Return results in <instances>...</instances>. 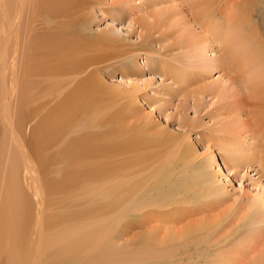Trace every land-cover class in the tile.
I'll use <instances>...</instances> for the list:
<instances>
[{
    "label": "bare ground",
    "instance_id": "obj_1",
    "mask_svg": "<svg viewBox=\"0 0 264 264\" xmlns=\"http://www.w3.org/2000/svg\"><path fill=\"white\" fill-rule=\"evenodd\" d=\"M194 1L203 22V16L220 13V0ZM72 2L0 0V264H264V200L254 199L242 215L223 206L225 190L212 169L216 155L198 158L183 135L162 140L163 146L172 141L166 147L178 154L171 158L158 151L161 144L153 146L164 134L153 137L143 120H133L132 128L127 124L130 135L107 137L100 132L102 114L92 94L99 83L86 79L57 100L33 126L31 138L24 136L22 129L34 114L26 107L37 96L30 76L49 77L62 65L43 59L79 39L35 34L36 23L64 17ZM195 24L201 31L189 27L185 40L197 46L207 37L205 25ZM139 26L146 34L153 29L145 22ZM226 34L229 58L223 66L233 73L227 79L251 92L244 103L262 105L256 116L264 123V54L254 45L260 41L250 34L246 41L254 44L244 45L236 28L227 27ZM98 38L115 45L114 36ZM19 54L27 58L20 70L14 68ZM76 66L74 60L71 68ZM17 91L14 106L9 95ZM216 92L222 97L218 90L211 94ZM136 93L132 86L119 95V100L127 97L128 107L122 103L127 119L136 112ZM103 107L101 112L111 109ZM108 113L113 124L115 109ZM246 114L255 117L252 110ZM261 142L264 149V136ZM151 147L161 148L148 152ZM118 153L126 158L119 160Z\"/></svg>",
    "mask_w": 264,
    "mask_h": 264
},
{
    "label": "rangeland",
    "instance_id": "obj_2",
    "mask_svg": "<svg viewBox=\"0 0 264 264\" xmlns=\"http://www.w3.org/2000/svg\"><path fill=\"white\" fill-rule=\"evenodd\" d=\"M72 1L64 17L40 19L36 23L35 34L50 32L64 34L67 38L78 36L79 39L72 40L66 50L43 59L62 65L48 74L49 77L30 76L37 85L34 88L37 96L26 107L34 114L22 129L24 136L31 138L33 126H37L60 99L90 79L99 83H94V88H98L92 90V94L95 92L96 108L100 105L98 109L104 110V104L105 110L107 107H111L109 110L112 112L115 109L118 117L114 115L116 120L109 124V110L102 111L104 113L99 110L98 114L102 115L101 121L97 120L101 122H98L101 126L98 128L100 132L105 130L109 134L107 137L130 135V128L137 125L134 121L138 119L148 123V132L153 137L158 133L164 134H158L161 142L156 139L155 147H159V144L162 147V140L167 135L172 137V141L183 135L192 144L198 158H205L211 153L216 155V164L212 169L218 185L225 190L226 203L223 206L242 215L249 212L254 199L260 196L264 200V167L261 165L264 162L261 157L264 154L261 142L264 123L256 116L262 105L258 103L257 107L256 102H247L251 92L245 86H234L235 83L227 79L233 74L229 71L231 67L226 70L223 66L225 59L229 58L224 45L227 27L236 28L239 39L244 36V45L252 44L253 40L246 41L252 34L254 41H260L253 43L257 51L264 54V0H220V13L203 16L204 22L197 15L199 4L194 0ZM195 21L201 26L205 25L206 29L203 35L207 40L199 41V46L185 40L189 27L196 29V32L201 31ZM141 22L152 26L151 32L146 34L142 31L139 26ZM105 33L115 37L114 46L100 42L98 37ZM28 41L26 39V43ZM24 55L19 54L15 69L22 67L27 59ZM74 60L77 66L72 69ZM262 65L260 62V70L264 71ZM132 86L137 87V98L133 105L136 112L127 119L126 111H122L125 108L123 104L128 107L127 97L124 95L126 98L119 99ZM212 90L221 91L222 97H217L220 92L211 94ZM116 94L120 95L118 99L116 96L114 98ZM17 97L18 91L12 97L9 95V102L14 106L17 105ZM249 103L251 105L248 107ZM118 108L121 114L116 111ZM249 110L255 112V117L250 118L246 114ZM110 117L109 121H112L113 116ZM186 123L190 125L189 128ZM97 125L93 127L94 130ZM172 141L161 149L151 147L148 152L160 149L158 151L171 158L178 154L166 147ZM121 154L119 160L126 158ZM126 155L129 158L132 153ZM260 220H264V217Z\"/></svg>",
    "mask_w": 264,
    "mask_h": 264
}]
</instances>
